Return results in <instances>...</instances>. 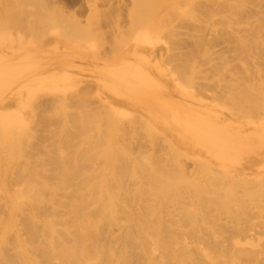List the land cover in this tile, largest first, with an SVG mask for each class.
Wrapping results in <instances>:
<instances>
[{
    "label": "rangeland",
    "instance_id": "rangeland-1",
    "mask_svg": "<svg viewBox=\"0 0 264 264\" xmlns=\"http://www.w3.org/2000/svg\"><path fill=\"white\" fill-rule=\"evenodd\" d=\"M49 36L98 56L146 47L185 103L264 123V0H0V56ZM6 64L10 84L19 71ZM12 91L0 103V264H60L55 251L78 244L84 264H264V177L187 152L195 143L149 93L132 107L161 115L176 144L94 88L29 105Z\"/></svg>",
    "mask_w": 264,
    "mask_h": 264
},
{
    "label": "crops",
    "instance_id": "crops-1",
    "mask_svg": "<svg viewBox=\"0 0 264 264\" xmlns=\"http://www.w3.org/2000/svg\"><path fill=\"white\" fill-rule=\"evenodd\" d=\"M60 43L53 36L24 40L14 53L0 56V61L8 62L4 67L19 71L10 84H6L0 74V103L13 104L8 98L10 93L6 92L10 87L12 94L24 91V105L46 92L94 88L109 108L146 118L143 111L133 108L132 104L138 95L149 93L163 106L178 134L184 133L195 143L187 152L208 159L215 169L245 170L250 176L264 177V139L257 137L264 123L230 118L209 104L185 103L180 99V91L153 58H157L156 52L133 47L128 54L120 51L98 56L88 47H63ZM166 130L160 132L167 139L170 136L165 134Z\"/></svg>",
    "mask_w": 264,
    "mask_h": 264
},
{
    "label": "bare ground",
    "instance_id": "bare-ground-1",
    "mask_svg": "<svg viewBox=\"0 0 264 264\" xmlns=\"http://www.w3.org/2000/svg\"><path fill=\"white\" fill-rule=\"evenodd\" d=\"M57 11H58V13H57L58 16H60V14H61V17H62V18L65 17L64 12H61V13L59 14V10H56V12H57ZM60 11H62V10H60ZM53 13L55 14V10H54V12H52V15H53ZM63 14H64V15H63ZM53 16L56 17L57 15L55 14V15H53ZM53 16H52V17H53ZM58 18L60 19V17H58ZM52 19L54 20V18H52ZM52 19H51V20H52ZM56 19H57V17H56ZM71 19H72V18H71ZM49 20H50V19H49ZM53 20H52V21H53ZM63 20H64V18L62 19V21H63ZM66 20H68L69 24L71 25V23H70L71 20H70V19H67V17H66ZM66 20H64V23L67 24ZM59 22L62 24V25H61V24H58L59 26L61 25V27H60L59 30H58V34H59V35H60V33H61V34H64V35L69 34V35H71V36H72V35L74 36V33H73V31L70 29V26H64V25H63V24H64L63 22H61V21H59ZM66 24H65V25H66ZM49 26L51 27V25H49ZM69 30H71V31H69ZM56 32H57V31H56ZM69 32H70L71 34H70ZM75 35H76V34H75ZM124 46H125V45L121 46V47L118 49V52H120V51L124 48ZM116 52H117V51H116ZM151 118H152V119H151ZM144 119H145L144 121H145L147 127L149 128V130H154V131H156V133H158V134L160 133V134H161V132L159 131V125L161 124L160 122H162L160 119H163V117H162L161 115H158L157 117L154 115L153 117H151V115L149 114V115H148V119H146V118H144ZM168 127H169V126H168ZM168 132L170 133V131L167 130V135H169ZM168 140H169L172 144H176V142H177V141H175V140H172L171 137L168 138ZM255 176H258V175H255ZM259 176H262V175H259ZM14 204H15V203H14ZM14 204H13V207L15 206ZM13 209H14V208H13ZM15 209H16V208H15ZM12 213H13V211H12ZM29 222H31V221H28V223H29ZM25 225H26V223H25ZM27 225H28V224H27ZM1 228H2V227H1ZM27 229H28V228H27ZM0 230H1V229H0ZM31 230H32V229H31ZM74 239H75V238H74ZM81 240H82V239H81ZM81 240H80V241H81ZM72 241H73V240H72ZM76 241H79V240L76 238ZM43 242H44V241H43ZM74 242H75V240L73 241V243H74ZM36 243H37V242H36ZM36 243H35V244H36ZM39 243H41V242H39ZM45 243H47V242H45ZM71 243H72V242H71ZM75 243H76V242H75ZM75 243H74V244H75ZM81 243H82V242H81ZM35 244H34V245H35ZM58 244H59V242H58ZM39 245H40V244H38V245H36V246L38 247ZM59 245H60V244H59ZM69 245H70V244H69ZM75 245H76V244H75ZM79 245H81V244H78V247H79V249H80L81 246H79ZM41 246H42V244H41ZM49 246H50V245H49ZM49 246H48V247H49ZM53 246H54V244H53ZM65 246H66V245H65ZM65 246H64V247H65ZM71 246H72V245H71ZM33 247H35V246H33ZM44 247L47 248V247L45 246V244H44V246H42V249H43ZM50 247H51V246H50ZM54 247H55V246H54ZM64 247H63V248H64ZM66 247H67V246H66ZM56 248H57V247H56ZM60 248H61V247H60ZM67 248H70V249H66V248H64V249H66L67 251L61 249V250H63L62 253H59L60 249L58 250V253H57V251H55V252H56V253H55L56 255H60V256H63V257H64V256H65V257H68V260H67V261H66V260H65V261H61L62 263L59 261L60 264H64V263L67 264L68 262H70V264H73V263H74V264H75V263L77 264L78 262H77V260H75V258H77V255H78V254H81V255H82L83 250L81 249V251H79V249H76L77 246H76V248H75V247H72V248H71V247H67ZM18 249H19V248H18ZM18 249H17V250H18ZM38 249H39V247H38ZM40 249H41V248H40ZM35 250H36V248H35ZM45 250H46V249H45ZM45 250H44V251H45ZM49 250H50V249H49ZM51 250H53V248H51ZM56 250H57V249H56ZM37 251H38V250H37ZM64 251H66V252H64ZM41 252H43V251L41 250ZM46 252H48V250L45 251V253H46ZM79 252H81V253H79ZM50 253H51V251H50ZM19 254H20V253H19ZM39 254H40V253H39ZM53 254H54V252H53ZM83 254H84V253H83ZM87 254H88V253H87ZM50 255H51V254H50ZM50 255H49V256H50ZM56 255H54V256L51 255V256L54 258V261H52L53 263L55 262V256H56ZM81 255H80V257L78 256V258H79V259L77 258L78 261H79L80 258L82 257ZM83 256H84V255H83ZM85 256H86V252H85ZM88 256H89V255H88ZM58 257H59V256H58ZM58 257H56V258H58ZM63 257H62V258H63ZM70 257H72V258H71L72 261H69V260H70V259H69ZM47 258H49V257H47ZM47 258H46V259H47ZM50 258H51V257H50ZM60 258H61V257H60ZM60 258H59V259H60ZM62 258H61V259H62ZM46 259H44V260H46ZM61 259H60V260H61ZM49 260H50V259H49ZM52 260H53V259H52ZM62 260H63V259H62ZM74 260H75V261H74ZM81 260H83V259L81 258ZM87 261H88V260H87ZM87 261H86L85 263H87ZM44 262H45V261H43L42 263H44ZM46 262H48V261H46ZM46 262H45V264H46ZM49 263H50V262H49ZM57 263H58V262H57ZM57 263H55V264H57ZM80 263H81V262L79 261L78 264H80ZM50 264H51V263H50ZM68 264H69V263H68ZM81 264H84V263H81Z\"/></svg>",
    "mask_w": 264,
    "mask_h": 264
}]
</instances>
